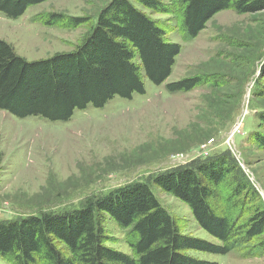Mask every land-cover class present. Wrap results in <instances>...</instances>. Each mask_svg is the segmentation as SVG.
<instances>
[{
	"label": "rangeland",
	"instance_id": "obj_1",
	"mask_svg": "<svg viewBox=\"0 0 264 264\" xmlns=\"http://www.w3.org/2000/svg\"><path fill=\"white\" fill-rule=\"evenodd\" d=\"M111 1L47 0L30 6L19 18L0 13V38L28 60L73 51ZM161 1L172 11L160 13L133 3L159 22L168 41L182 45L165 83L156 85L144 75V94L135 93L132 99L116 96L102 108L90 104L68 121L20 118L0 110V221L75 208L88 196L225 151L237 158L264 202V150L255 139L258 133L264 135L259 117L264 110V10L218 12L196 38L186 41L178 0ZM51 13L88 16L90 21L77 27L48 24ZM194 75L209 80L189 92L165 87ZM152 188L183 233L222 244L199 225L183 200L156 185ZM252 204L233 209L235 204L222 202L237 216ZM104 225L110 238L106 244L133 255L130 230L109 214ZM263 240L264 234L227 254L186 252L219 264H264V255H247ZM0 264L14 263L0 254Z\"/></svg>",
	"mask_w": 264,
	"mask_h": 264
},
{
	"label": "trees",
	"instance_id": "obj_2",
	"mask_svg": "<svg viewBox=\"0 0 264 264\" xmlns=\"http://www.w3.org/2000/svg\"><path fill=\"white\" fill-rule=\"evenodd\" d=\"M47 0H0V13L19 18ZM134 0H112L99 13L85 40L73 51L28 60L0 38V110L16 117L39 116L68 121L90 104L104 107L116 96L144 94V75L156 85L173 72L180 43L168 41L159 22ZM160 13L172 11L161 0H136ZM184 40L196 38L218 13L264 10V0H178ZM88 16L51 13L48 24L71 27L89 23ZM206 75L169 82V92H189L207 83ZM264 124V110L259 112ZM264 150V135L256 134ZM183 200L199 225L222 241L213 243L180 230L152 186ZM225 195V196H224ZM253 202L241 216L230 206ZM129 229L133 255L108 246L104 216ZM248 214L246 218L244 215ZM264 234V202L237 158L225 151L133 180L108 193L86 197L75 208L43 210L0 221V254L14 264H219L188 254L189 249L227 254ZM60 243L66 249L60 248ZM264 255V240L249 249Z\"/></svg>",
	"mask_w": 264,
	"mask_h": 264
}]
</instances>
